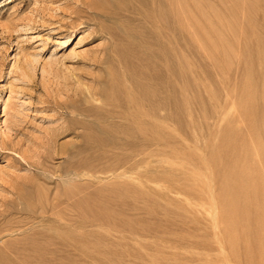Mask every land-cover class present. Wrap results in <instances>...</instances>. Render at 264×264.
Here are the masks:
<instances>
[{
  "label": "rangeland",
  "instance_id": "obj_1",
  "mask_svg": "<svg viewBox=\"0 0 264 264\" xmlns=\"http://www.w3.org/2000/svg\"><path fill=\"white\" fill-rule=\"evenodd\" d=\"M101 1L0 0L1 264H264V0H152L123 63Z\"/></svg>",
  "mask_w": 264,
  "mask_h": 264
},
{
  "label": "bare ground",
  "instance_id": "obj_2",
  "mask_svg": "<svg viewBox=\"0 0 264 264\" xmlns=\"http://www.w3.org/2000/svg\"><path fill=\"white\" fill-rule=\"evenodd\" d=\"M157 1H159V0H156V3H157ZM174 1V3H175V0H173ZM178 1V0H177ZM176 1V2H177ZM181 1V0H180ZM181 2H183V1H181ZM180 2V4H182ZM160 3V2H159ZM188 3H190V2H188ZM154 4L155 3H153L152 2V0H102L101 2H99L98 4H92V7L91 8H93V10H95V12L97 13V15H99V19L98 20H100L101 21V23L103 24V25H105V23L107 22V21H111V22H109V23H111L110 25H107L106 24V30H105V32L106 33H108L109 35H110V38H111V46H112V49H113V51L111 52L112 53V55L114 56V57H116V58H118V59H120L121 60V62H122V58H128V50L130 49L129 47H127V45H124V46H120L121 45V37L122 38H126L127 40H130V41H133V42H135V41H138L137 43L138 44H140V46H141V50L142 51H144V52H142V53H144V54H141L143 57H144V55H148V53H152L153 52V48H151V46H149L148 45V43H149V39H150V35H151V32H152V28H151V25H152V21L151 20H149L148 18H147V16H148V11L150 12V10H149V8H151L152 6H154ZM170 4V3H169ZM171 4H172V2H171ZM164 5H166V4H164ZM164 5H162V6H164ZM167 5H168V2H167ZM178 5V4H177ZM182 5H184V4H182ZM158 5H156V7H157ZM161 6V5H160ZM170 6V5H169ZM172 6V5H171ZM174 6V5H173ZM176 6V5H175ZM174 6V7H175ZM184 7V6H183ZM166 8V7H165ZM178 8H179V6H178ZM180 9V8H179ZM183 9H185V8H183ZM160 10V8L158 9V11ZM163 10V9H162ZM167 10H168V8H167ZM166 10V11H167ZM134 11H135V13L137 12V13H139V15H140V23L142 24V25H140V23H139V25H138V28L137 29H135L134 27H132L131 25H129V23H125L123 20H121L120 18H121V16L123 17H127V20H128V18H131V15H133L134 14ZM157 11V10H156ZM163 11H165V9L163 10ZM165 11V13H167ZM172 11V10H171ZM174 11H175V13H176V11L177 10H175V8H174ZM160 12H161V10H160ZM152 13V12H151ZM164 13V14H165ZM171 13H173V12H171ZM174 13V15H178L177 13L175 14ZM162 14V13H161ZM168 14V13H167ZM167 14H166V16H167ZM136 15V14H135ZM171 15H173V14H171ZM154 16V15H153ZM163 16V15H162ZM169 16H170V14H169ZM169 16H168V18H169ZM98 17V16H97ZM123 17V18H124ZM158 17V16H157ZM159 17H161V15H159ZM171 17V16H170ZM165 18V17H164ZM168 18H165V19H163V20H166V19H168ZM173 18H176V17H173ZM178 18V17H177ZM171 19V18H170ZM170 19H168V20H170ZM107 20V21H106ZM116 20V21H115ZM147 20H149V22L151 23V25L147 22ZM154 20V19H153ZM162 20V21H163ZM173 20V19H172ZM179 20V19H178ZM156 21H158L157 20V18H156ZM159 21H160V18H159ZM159 21H158V23H159ZM174 21V20H173ZM181 21V20H180ZM179 21V22H180ZM135 22H137V21H135ZM135 22H133V24L135 23ZM167 22V21H166ZM175 22H177L176 21V19H175ZM178 22V23H179ZM146 23V25H143V24H145ZM164 23V22H163ZM182 23V22H181ZM153 24H155V22L153 23ZM162 24V23H161ZM168 24L170 25V23L168 22ZM167 24V27L169 26ZM99 25H100V23H99ZM166 25V24H165ZM175 25V24H174ZM173 25V26H174ZM180 25V24H179ZM144 26V27H143ZM176 26V25H175ZM104 28V26H101V28ZM147 27H149V29L147 28ZM153 27V26H152ZM162 27H163V25H162ZM151 28V29H150ZM170 29H171V25H170V27H169ZM181 28H182V26H181ZM159 29V28H158ZM174 29V28H173ZM103 30V29H102ZM151 30V31H150ZM160 30V29H159ZM162 30V29H161ZM167 30V29H166ZM165 30V31H166ZM175 30V29H174ZM174 30H172V33H173V31ZM177 30H178V28H177ZM174 31V32H178V36H179V30H181L180 29V27H179V30L178 31ZM153 32L155 33V31H154V29H153ZM157 32H158V30H157ZM171 32V31H170ZM153 33V34H154ZM181 33V32H180ZM164 34V33H163ZM174 34V33H173ZM159 35H161V34H158L157 35V37H158V40H160V36ZM165 35H167V34H165ZM174 37H176V35H173ZM166 38H167V36H165ZM156 38V37H155ZM180 38V37H179ZM125 39V40H126ZM163 40H164V38H162ZM169 39V38H168ZM174 39H178V38H174ZM121 40V41H120ZM124 40V41H125ZM170 40V39H169ZM153 41V40H152ZM165 41V40H164ZM158 42V41H157ZM167 42V41H166ZM175 42V45H176V40L174 41ZM128 43V42H127ZM131 43V42H130ZM130 43H128V45H133V44H130ZM179 43L181 44V41L180 42H178L177 44H178V46H179ZM153 44V43H152ZM158 44V43H157ZM163 44V43H162ZM154 45V44H153ZM167 45V44H166ZM137 46V45H136ZM165 46V45H164ZM164 46H163V48H164ZM168 46H170V43L166 46V48H168ZM155 47V46H154ZM157 47H158V45H157ZM176 47H177V45H176ZM129 48V49H128ZM160 48V47H159ZM171 48V47H170ZM179 48V47H178ZM165 49V48H164ZM134 50H135V48H134ZM167 50H169V48L167 49ZM130 51V50H129ZM140 51V50H139ZM156 51V50H155ZM162 51V50H161ZM166 51V50H165ZM170 51V50H169ZM168 51V52H169ZM171 51H173V50H171ZM171 51H170V54H171ZM135 52V51H134ZM176 52V51H175ZM131 53V52H130ZM140 53V52H139ZM167 53V52H166ZM132 54V53H131ZM130 54V55H131ZM134 54V53H133ZM136 55V54H135ZM138 55V54H137ZM136 55V56H137ZM176 55H178V54H176ZM145 56V57H146ZM169 56V55H168ZM171 56V55H170ZM137 57H139V56H137ZM143 57H141V58H143ZM162 57V56H161ZM131 58V57H130ZM133 58H136V57H133ZM133 58L131 59L133 62H131L130 64H133L134 63V61L136 60V59H134L133 60ZM140 58V59H141ZM175 58H176V56H175ZM175 58H173V59H175ZM138 59V58H137ZM154 59V58H153ZM170 60H171V58H169ZM126 60V59H125ZM130 59L128 60V61H131ZM145 60V59H144ZM144 60H142V61H144ZM147 60V59H146ZM156 60V59H155ZM164 60V59H163ZM169 60V61H170ZM104 61V58L101 60V62H103ZM110 61H111V58H110ZM128 61L126 62V63H124V64H128ZM150 61V60H149ZM177 61H178V58H177ZM106 62V61H105ZM114 62V61H113ZM124 62V61H123ZM122 62V63H123ZM141 62V61H140ZM139 62V63H140ZM167 60H166V64H167ZM176 62V61H175ZM116 63V62H115ZM138 63V62H137ZM138 63V64H139ZM152 63V62H151ZM158 63V62H157ZM108 64H110V62L108 63ZM153 64V63H152ZM170 64V63H169ZM177 64V63H176ZM113 65V64H112ZM112 65H111V67H112ZM134 66L136 65V64H133ZM140 65V64H139ZM118 66V65H117ZM131 66V65H130ZM133 66V67H134ZM144 66V65H143ZM114 67V66H113ZM116 67V66H115ZM132 66L130 67V68H133ZM139 67V66H138ZM107 68H108V66H107ZM116 68H118V67H116ZM124 68L126 69V68H128V66H124ZM140 68V67H139ZM139 68H137V69H139ZM147 68V66H146V64H145V69ZM158 68H160V67H158ZM174 68V67H173ZM113 69V68H112ZM119 69V68H118ZM134 69V68H133ZM132 69V70H133ZM136 69V68H135ZM136 69V70H137ZM128 70V69H127ZM140 70V69H139ZM145 73H147L146 71L147 70H144V69H142ZM142 70H140V71H142ZM152 70V69H151ZM156 70H157V68H156ZM155 69H154V71H156ZM102 71V70H101ZM114 71H117L118 72V70H115V68H114ZM113 71V72H114ZM126 71V70H125ZM150 71V70H149ZM148 71V72H149ZM154 71H152V72H154ZM112 71L110 72V68L109 69H107V71H105V70H103L102 72H101V74L99 75V78H100V82H104V81H113V80H117V78H116V76H114L116 73H113ZM136 72V71H135ZM139 72V71H138ZM159 72V71H158ZM128 73V72H127ZM160 73V72H159ZM163 73V72H162ZM177 73V72H176ZM111 75V76H108V75ZM139 74H140V72H139ZM144 74V73H143ZM149 74V73H148ZM178 74V73H177ZM129 75V74H128ZM146 75V74H145ZM145 75H142V76H145ZM154 75V74H153ZM161 75V74H160ZM159 75V76H160ZM172 75H174V74H172ZM134 76V75H133ZM137 76V75H136ZM151 76V75H150ZM156 76V75H155ZM119 77V76H118ZM147 77V76H146ZM157 77V76H156ZM155 77V78H156ZM168 77V76H167ZM174 77V76H173ZM176 77V80H177V76H175ZM143 78V77H142ZM145 78V77H144ZM147 78H149V77H147ZM113 79V80H112ZM170 79H172V78H170ZM115 80V82H116V84H117V82L118 81H116ZM129 80H131V78L129 79ZM129 80H127V79H125V81H127V82H129ZM160 80V79H159ZM162 80V79H161ZM138 81H141V80H138ZM173 81H174V79H173ZM158 82V81H157ZM170 82V81H169ZM113 83V82H112ZM111 83V84H112ZM130 83V82H129ZM147 83H149V82H147ZM114 84V83H113ZM121 84V83H120ZM131 84V83H130ZM163 84V83H162ZM175 84V83H174ZM107 85V84H106ZM145 86V84H143V83H141V85H140V87H142V86ZM155 85V84H154ZM167 85V84H166ZM131 86V85H130ZM129 86V87H130ZM139 86V85H138ZM171 86H172V84H171ZM115 87H116V89H117V86L115 85ZM123 87V86H122ZM128 87V88H129ZM132 87V86H131ZM145 87H147V86H145ZM151 87V86H150ZM170 87V86H169ZM175 87V86H174ZM149 88V87H148ZM147 88V89H148ZM107 89V88H106ZM139 89V88H138ZM141 89H143V88H141ZM146 89V90H147ZM175 89H176V87H175ZM105 90V89H104ZM114 90V89H113ZM120 90H121V88H120ZM122 90H123V92H124V88H122ZM126 90V89H125ZM146 90H145V93H146ZM148 90H150L151 91V89H148ZM168 90V89H167ZM177 90V89H176ZM132 91V90H131ZM171 91H172V89H171ZM178 91V90H177ZM109 92V90H106V93H104V91H102V89H99V90H97V91H95L94 92V95L95 96H97V95H99V94H104L105 96H110L111 97V94H112V91H110V93H108ZM117 92H119V90L117 91ZM143 92H144V90H143ZM142 92V93H143ZM149 92V91H148ZM153 92H154V90H153ZM160 92V91H159ZM173 92V91H172ZM127 93V91L125 92V94ZM135 93V92H134ZM141 93V94H142ZM151 94H152V91L150 92ZM164 93V92H163ZM165 93H168V92H166L165 91ZM174 93H175V91H174ZM113 94H117V93H114L113 92ZM119 94H121V93H119ZM125 94H122V95H125ZM128 94V93H127ZM176 94V93H175ZM178 94V93H177ZM133 95H136V94H133ZM138 95V94H137ZM153 95V94H152ZM162 95H165V94H162ZM168 95V94H167ZM167 95H165V98L167 97L168 98V96ZM114 96V95H113ZM112 96V97H113ZM116 96V95H115ZM118 96V95H117ZM127 96V95H126ZM131 96V95H130ZM145 96H147V94L145 95ZM151 96V95H150ZM150 96H149V98H150ZM157 95L155 94V97H156ZM90 97V96H89ZM142 97V96H141ZM164 97V96H163ZM93 98H94V96H93ZM131 98V97H130ZM135 98V97H134ZM138 98H139V95H138ZM144 98V97H143ZM147 98V97H146ZM164 98V99H165ZM108 99V98H107ZM124 99V98H123ZM133 99V98H132ZM137 99V98H136ZM175 99V98H174ZM173 99V100H174ZM177 100H178V97L176 98ZM175 99V100H176ZM128 100V99H127ZM133 100H135V99H133ZM140 100V99H139ZM169 100V99H168ZM136 101V100H135ZM142 101H143V99H142ZM141 101V102H142ZM145 101V100H144ZM148 101V100H147ZM150 101V100H149ZM156 101V100H155ZM154 100L153 101H151V102H155ZM159 101V100H158ZM160 101H161V99H160ZM163 101H165V103H166V100H163ZM128 102V101H127ZM108 103V102H107ZM124 103H126V100H125V102H123V104ZM146 103V102H145ZM155 103H158V102H155ZM164 103V102H163ZM128 104V103H127ZM136 104V103H135ZM139 105L138 106H140V102L138 103ZM161 104V103H160ZM159 104V105H160ZM167 104H169L168 102H167ZM178 104V103H177ZM176 104V106H178ZM117 105H118V103H117ZM122 105V104H121ZM129 105V104H128ZM131 105H132V101H131ZM115 106V105H114ZM124 106H126V105H124ZM142 106H143V102H142ZM155 106V105H154ZM158 106V105H157ZM162 106H164V105H162ZM175 106V105H174ZM175 106V107H176ZM105 107V106H104ZM120 107V106H119ZM148 107H151V105L150 106H148ZM153 107V106H152ZM165 107H167V106H165ZM169 107V106H168ZM108 108V107H107ZM129 108V107H128ZM138 108V107H137ZM143 108H144V106H143ZM170 108V107H169ZM172 108V107H171ZM121 110H122V108H120ZM146 109H147V107L145 108V111H146ZM152 109V108H151ZM153 109H154V111H155V109H156V107H153ZM163 109H165V108H163ZM168 109V108H167ZM178 109V108H177ZM121 110H120V112H121ZM128 110V109H127ZM132 110V109H131ZM148 110H149V108H148ZM138 112H139V110H137ZM136 111V112H137ZM125 112V111H124ZM134 112V111H133ZM142 112V111H141ZM149 112V111H148ZM147 112V113H148ZM153 112V111H152ZM152 112H151V114H152ZM156 112V111H155ZM154 112V113H155ZM158 112H160V109H159V111ZM111 113V112H110ZM118 113V112H117ZM145 113V112H144ZM144 113H143V115H144ZM146 113V114H147ZM160 113H162V111L160 112ZM167 113H169V110H168V112ZM105 114V113H104ZM123 114V113H122ZM125 114H127L126 112H125ZM128 114H129V112H128ZM134 114H135V112H134ZM150 114V115H151ZM172 114V113H171ZM175 114V113H174ZM96 115V114H95ZM113 115H115V114H113ZM130 115V114H129ZM148 115H149V113H148ZM149 115V116H150ZM154 116H155V114H153ZM169 115V114H168ZM100 116V115H99ZM109 116H110V114H109ZM132 117H133V114L131 115ZM131 116H130V118H131ZM134 116H136V115H134ZM138 116V115H137ZM173 116V115H172ZM177 116V115H176ZM139 117V120L141 119V117L140 116H138ZM138 117H137V119H138ZM142 117H145V116H142ZM107 118V117H106ZM123 118V117H122ZM134 118H136V117H134ZM146 118V117H145ZM109 119V118H108ZM116 119H118V118H116ZM125 119H127V118H125ZM147 119V118H146ZM124 120V119H123ZM132 120V119H131ZM166 120V119H165ZM78 121V120H77ZM113 121V120H112ZM111 121V122H112ZM138 121V120H137ZM142 121V120H141ZM79 122V121H78ZM126 122V121H125ZM133 122V121H132ZM143 122V121H142ZM80 123H82V122H80ZM177 123V122H176ZM84 124V123H83ZM99 124H101V123H99ZM104 124H106V123H104ZM127 124H129V123H127ZM127 124H126V126H127ZM144 124V123H143ZM143 124H142V126H143ZM146 124V123H145ZM153 124V123H152ZM86 125V124H85ZM175 125V124H174ZM78 126V125H77ZM121 126H123V125H121ZM128 126H130V125H128ZM159 126V125H158ZM82 127H83V125H82ZM138 127V126H137ZM144 127V126H143ZM146 127V126H145ZM148 128L147 129H149L150 130V128H149V126H147ZM150 127H152V126H150ZM163 127V126H162ZM113 128V127H112ZM139 128V127H138ZM77 129V128H76ZM124 129H126V127L124 128ZM123 129V130H124ZM133 129V128H132ZM141 129V128H140ZM144 129V128H143ZM156 129V128H155ZM115 130V129H114ZM133 130H137V128H135V129H133ZM163 130V129H162ZM87 131H89V130H87ZM120 131V130H119ZM128 131V130H127ZM141 131V130H140ZM139 130H138V132H140ZM90 132H91V130H90ZM93 132V131H92ZM121 132H122V130H121ZM129 132V131H128ZM136 132V131H135ZM137 132V133H138ZM124 133H126V132H124ZM130 133V132H129ZM142 133H144V132H142ZM150 133V132H149ZM173 133V132H172ZM94 134V133H93ZM128 133H126V135H127ZM100 135V134H99ZM118 135V134H117ZM130 135V134H129ZM133 135H135V134H133ZM142 134H140V136H141ZM147 135V134H146ZM146 135H144L145 137H146ZM159 135H160V133H159ZM88 136V135H87ZM95 136V135H94ZM123 136V135H122ZM92 137V136H91ZM102 137V136H101ZM135 137V136H134ZM97 138V140H98V137H96ZM137 138V137H136ZM87 139V138H86ZM100 139V138H99ZM118 139V138H117ZM142 139H144V138H142ZM106 140V139H105ZM101 141V140H100ZM100 141H98V142H100ZM133 141V140H132ZM156 141V140H155ZM95 142V141H94ZM141 142H143V141H141ZM154 142V141H153ZM124 146V145H123ZM126 146V145H125ZM132 155V154H131ZM97 172V171H96ZM74 190V189H73ZM140 192V191H139ZM73 194H74V192H72ZM79 199V198H78ZM65 231V230H64ZM69 232V231H68ZM62 233V232H61ZM72 233V232H71ZM49 235V234H48ZM71 235V234H70ZM76 235V234H75ZM61 236H62V234H61ZM49 238H50V240H51V237L52 236H48ZM71 237V236H70ZM48 238V239H49ZM52 238H54V236L52 237ZM57 238V237H56ZM72 238V237H71ZM67 239H68V237L66 238V241H67ZM59 240V239H58ZM62 240V239H61ZM63 240H64V238H63ZM54 241V240H53ZM39 244V243H38ZM83 246V245H82ZM5 255V254H4ZM15 256V255H14ZM17 258V257H16ZM2 259H4V258H2ZM5 262V261H4ZM12 262V261H11ZM16 262V261H15ZM29 262H30V260H29ZM7 263V262H6ZM39 263V262H38ZM41 263V262H40ZM0 264H1V262H0ZM5 264V263H4ZM14 264V263H13Z\"/></svg>",
  "mask_w": 264,
  "mask_h": 264
}]
</instances>
